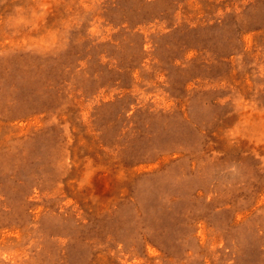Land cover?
Here are the masks:
<instances>
[{
    "label": "rangeland",
    "instance_id": "1",
    "mask_svg": "<svg viewBox=\"0 0 264 264\" xmlns=\"http://www.w3.org/2000/svg\"><path fill=\"white\" fill-rule=\"evenodd\" d=\"M0 264H264V0H0Z\"/></svg>",
    "mask_w": 264,
    "mask_h": 264
}]
</instances>
